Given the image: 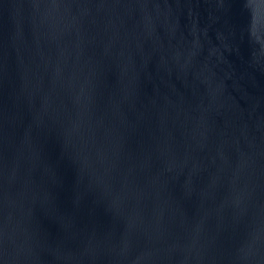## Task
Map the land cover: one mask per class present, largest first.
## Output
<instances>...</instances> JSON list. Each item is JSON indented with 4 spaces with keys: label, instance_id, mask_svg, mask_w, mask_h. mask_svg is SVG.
Here are the masks:
<instances>
[{
    "label": "water",
    "instance_id": "95a60500",
    "mask_svg": "<svg viewBox=\"0 0 264 264\" xmlns=\"http://www.w3.org/2000/svg\"><path fill=\"white\" fill-rule=\"evenodd\" d=\"M0 264H264V0H0Z\"/></svg>",
    "mask_w": 264,
    "mask_h": 264
}]
</instances>
